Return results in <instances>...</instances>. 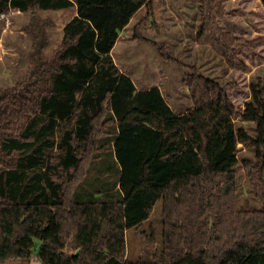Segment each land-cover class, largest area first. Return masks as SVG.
<instances>
[{"label":"trees","instance_id":"1","mask_svg":"<svg viewBox=\"0 0 264 264\" xmlns=\"http://www.w3.org/2000/svg\"><path fill=\"white\" fill-rule=\"evenodd\" d=\"M144 5L148 21L152 0H0V13L31 12L35 23L40 10L77 7L53 57L38 39L31 72L0 91V264L34 254L40 264H264V195L255 209L238 207L235 194L239 143L255 148L256 159L243 161L263 183V87L252 84L240 116L256 123V136L237 127L226 87L195 67L186 112L158 85L137 89L111 52ZM200 8L199 42L245 68L235 54L244 41L217 22L219 1ZM108 156L114 179L85 186ZM159 198L163 248L151 261L128 260L126 230L149 219Z\"/></svg>","mask_w":264,"mask_h":264},{"label":"rangeland","instance_id":"2","mask_svg":"<svg viewBox=\"0 0 264 264\" xmlns=\"http://www.w3.org/2000/svg\"><path fill=\"white\" fill-rule=\"evenodd\" d=\"M218 1L223 10V14L217 16L220 29L244 41L236 47L235 54L245 68L232 67L210 44L199 42L197 32L203 20L201 0H152L149 20H144L149 12V6L144 5L121 31L111 53L119 68L133 79L137 89L147 90L158 85L176 113L194 107L185 79L195 67L199 73L226 87L236 107L237 127L241 126L256 136V123L240 116L246 102L252 99V84L260 83L264 96V4L262 0ZM72 11L73 7L60 11L40 10L35 15L39 19L36 23L31 12L11 10L0 13V91L16 87L31 72L38 39L45 40L42 55L47 59L53 57L62 41L63 26ZM143 21L138 31L144 39L138 40L134 37L136 26ZM155 44L163 47L166 57ZM238 146L237 206L260 209L263 205L260 197L264 195V170L263 183L257 182L243 161V158L256 159L255 148L247 143H239ZM110 165L113 163L109 156L95 163L85 186L91 181L98 185L99 178L112 181L115 171L107 170ZM162 210L163 200L159 198L149 219L126 230L125 255L128 260L151 261L161 251L164 243ZM8 264L40 262L34 254L30 262L12 259Z\"/></svg>","mask_w":264,"mask_h":264},{"label":"crops","instance_id":"3","mask_svg":"<svg viewBox=\"0 0 264 264\" xmlns=\"http://www.w3.org/2000/svg\"><path fill=\"white\" fill-rule=\"evenodd\" d=\"M73 7V11H72V13L69 15L70 16V18H69V20L77 13V7L76 6H72ZM57 11V10H56ZM60 11V10H59ZM21 12V11H20ZM68 20V21H69ZM64 27V26H63ZM126 28V27H125ZM121 33V32H120ZM114 49V48H113ZM122 70V69H121ZM123 71V70H122ZM123 72H125V71H123ZM126 73V72H125Z\"/></svg>","mask_w":264,"mask_h":264}]
</instances>
